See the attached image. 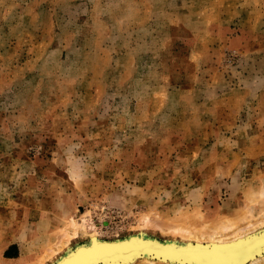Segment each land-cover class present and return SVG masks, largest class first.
I'll return each mask as SVG.
<instances>
[{
	"label": "rangeland",
	"instance_id": "1",
	"mask_svg": "<svg viewBox=\"0 0 264 264\" xmlns=\"http://www.w3.org/2000/svg\"><path fill=\"white\" fill-rule=\"evenodd\" d=\"M262 211L264 0H0V264Z\"/></svg>",
	"mask_w": 264,
	"mask_h": 264
},
{
	"label": "bare ground",
	"instance_id": "2",
	"mask_svg": "<svg viewBox=\"0 0 264 264\" xmlns=\"http://www.w3.org/2000/svg\"><path fill=\"white\" fill-rule=\"evenodd\" d=\"M261 213L246 222L242 216L224 217L200 229L184 226L186 223L166 229L146 216L138 235L122 239H101L97 230H88L85 218L80 223L72 218L42 256L23 264H44L55 257L54 264H264V211ZM149 228L168 232L171 241L149 238ZM81 235L89 241L73 245L72 240ZM180 239L186 244L178 242Z\"/></svg>",
	"mask_w": 264,
	"mask_h": 264
},
{
	"label": "crops",
	"instance_id": "3",
	"mask_svg": "<svg viewBox=\"0 0 264 264\" xmlns=\"http://www.w3.org/2000/svg\"><path fill=\"white\" fill-rule=\"evenodd\" d=\"M18 249L19 248L17 246H14L13 244L8 245L3 250V253H2L4 259H6V260H15V259H17L19 257V254L16 252Z\"/></svg>",
	"mask_w": 264,
	"mask_h": 264
},
{
	"label": "trees",
	"instance_id": "4",
	"mask_svg": "<svg viewBox=\"0 0 264 264\" xmlns=\"http://www.w3.org/2000/svg\"><path fill=\"white\" fill-rule=\"evenodd\" d=\"M6 254V253H5Z\"/></svg>",
	"mask_w": 264,
	"mask_h": 264
}]
</instances>
